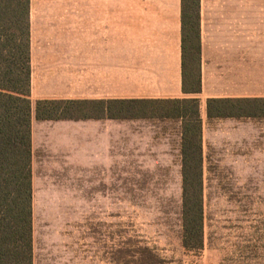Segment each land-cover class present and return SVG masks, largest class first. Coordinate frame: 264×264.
<instances>
[{
	"label": "crops",
	"instance_id": "0c3cea01",
	"mask_svg": "<svg viewBox=\"0 0 264 264\" xmlns=\"http://www.w3.org/2000/svg\"><path fill=\"white\" fill-rule=\"evenodd\" d=\"M199 22L202 89L188 94L182 0H30L33 264H122L113 221L84 219L109 210L82 201L116 151L146 143L145 118L41 120L37 100L264 98V0H200Z\"/></svg>",
	"mask_w": 264,
	"mask_h": 264
},
{
	"label": "rangeland",
	"instance_id": "374dc122",
	"mask_svg": "<svg viewBox=\"0 0 264 264\" xmlns=\"http://www.w3.org/2000/svg\"><path fill=\"white\" fill-rule=\"evenodd\" d=\"M240 93L249 95L250 87ZM198 98L204 105L206 95ZM201 109V247L182 244L177 119L145 118L146 143L124 144L115 168L99 169V182L84 194V208L109 210L84 219L113 221L116 245L129 243L116 252L122 264H264V120L208 119L206 102Z\"/></svg>",
	"mask_w": 264,
	"mask_h": 264
},
{
	"label": "trees",
	"instance_id": "16d2710c",
	"mask_svg": "<svg viewBox=\"0 0 264 264\" xmlns=\"http://www.w3.org/2000/svg\"><path fill=\"white\" fill-rule=\"evenodd\" d=\"M200 0H182V90L201 82ZM30 0H0V264H33ZM210 118L264 119V98L209 97ZM199 98L40 99L37 119L170 118L180 121L182 244L203 243L202 117Z\"/></svg>",
	"mask_w": 264,
	"mask_h": 264
}]
</instances>
